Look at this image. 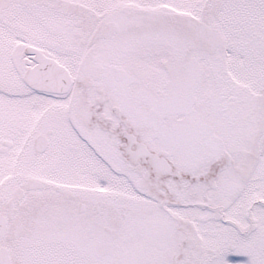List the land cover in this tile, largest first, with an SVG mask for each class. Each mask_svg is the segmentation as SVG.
I'll return each mask as SVG.
<instances>
[{
	"label": "snow or ice",
	"instance_id": "1",
	"mask_svg": "<svg viewBox=\"0 0 264 264\" xmlns=\"http://www.w3.org/2000/svg\"><path fill=\"white\" fill-rule=\"evenodd\" d=\"M0 264H264V0H0Z\"/></svg>",
	"mask_w": 264,
	"mask_h": 264
}]
</instances>
